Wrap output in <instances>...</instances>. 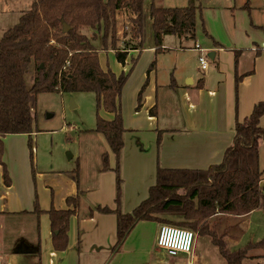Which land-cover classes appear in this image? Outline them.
Wrapping results in <instances>:
<instances>
[{
	"label": "crops",
	"instance_id": "0c3cea01",
	"mask_svg": "<svg viewBox=\"0 0 264 264\" xmlns=\"http://www.w3.org/2000/svg\"><path fill=\"white\" fill-rule=\"evenodd\" d=\"M201 7L205 24L200 40L196 29L194 47L182 44V37L180 44L167 46L165 35L160 50L153 40L151 47L128 50L125 64L117 60L122 70L115 73L129 72L120 98L125 132L119 159L105 137L94 132L102 149L91 171L80 156L77 176L72 166L66 171L36 170L35 147L29 144L34 133L0 137V264H149L142 257L150 251L145 239L151 241L153 235L157 239L161 223L138 222L122 246L114 249L116 212L96 207L132 211L155 184L158 165L207 169L220 163L233 144L236 122L264 103V0H208ZM144 9L148 27L150 7ZM122 13L117 16L119 25ZM197 43L214 55L205 70L200 67ZM166 52H175V66L170 79L165 72L160 80L156 60ZM104 116L113 118L108 112ZM260 125L264 126V115ZM117 165L122 178L119 202ZM63 209L74 213L68 222L67 245L58 249L50 213ZM256 211L239 222L248 227V217Z\"/></svg>",
	"mask_w": 264,
	"mask_h": 264
},
{
	"label": "trees",
	"instance_id": "16d2710c",
	"mask_svg": "<svg viewBox=\"0 0 264 264\" xmlns=\"http://www.w3.org/2000/svg\"><path fill=\"white\" fill-rule=\"evenodd\" d=\"M146 1L33 0L18 22L0 35V137L35 132L33 106L41 92H94L97 125L91 131L101 133L119 159L125 132L120 98L129 72L116 74L104 69L95 41H101V49L111 47L117 60L125 64L128 50L141 51L144 47ZM119 12L131 18L129 30L122 32L124 49L118 46ZM150 18L156 50L161 49L165 35L196 38L198 7L194 0L185 6H159L151 1ZM86 29L92 31V37L84 32ZM28 75L32 76V85H28ZM253 110L249 117L236 122L233 144L220 163L207 169L158 165L155 184L132 211L97 206L101 212H116L114 249L120 248L136 224L145 220L188 228L198 236L209 237L226 264H244L253 257L249 254L252 249L264 250V236L236 250L230 249L227 241L235 227H240L239 218L264 209V168L259 158L264 143V126L260 125L264 103L259 102ZM102 112L112 113L113 118H106ZM29 144L33 148L32 141ZM107 162L108 154L104 153L105 169L109 168ZM74 172L77 176L78 166ZM116 172L119 202L122 178L118 165ZM4 175L7 177L6 172ZM73 213L72 209L51 210L58 249L67 245L66 232Z\"/></svg>",
	"mask_w": 264,
	"mask_h": 264
},
{
	"label": "rangeland",
	"instance_id": "374dc122",
	"mask_svg": "<svg viewBox=\"0 0 264 264\" xmlns=\"http://www.w3.org/2000/svg\"><path fill=\"white\" fill-rule=\"evenodd\" d=\"M151 1L159 6H185L189 0H147L145 6L150 7ZM33 0H0V35L7 29L14 26L21 14L30 9ZM208 0H194L198 7V23L197 37L203 35L202 26L205 24L203 8L201 6L207 4ZM122 13V12H121ZM117 13V16L121 15ZM123 14V13H122ZM118 18V17H117ZM121 20L122 24L117 25L123 30L124 26L130 28V15H124ZM125 24V25H124ZM129 30V29H128ZM92 37V31L86 29L84 31ZM118 46L124 49L123 35L119 32ZM182 39V44L194 47L197 42L195 39ZM100 40L95 41L98 47L99 61L101 66L114 72H120L122 66L118 63L114 50L111 47L101 49ZM201 46H204L198 41ZM164 43L175 46L180 44L179 36L167 35ZM153 45V29L149 24L147 27V36L144 48ZM168 46V45H167ZM173 48V47H170ZM202 53V52H201ZM175 52L160 53L157 56L156 67L159 69V79L166 72V80L170 79V73L174 68ZM210 61L208 52L203 53ZM161 80V79H160ZM28 85H32V76L28 75ZM96 96L94 92H74L72 94L66 92H41L37 94L33 115L35 117V132L32 135V145L35 147V169L50 170L55 168L58 170H67L69 167L78 166V157L80 156L86 162L87 170L95 167L97 156L101 152V146L98 142L94 129L97 125ZM104 115V112H102ZM260 162L264 168V145L260 147ZM249 225L247 222H241L240 227H235L232 235L227 239L230 249L236 250L243 248L251 242L260 241L264 236V209L257 210L252 216H249ZM230 222V221H229ZM234 222V217H233ZM151 233V231H150ZM151 237V235H150ZM151 241L145 239V248L150 250L142 255L143 260L149 264H226V260L220 254L218 248L211 242L207 236L196 235L194 250L191 257H171L159 248L157 239L153 235ZM153 245H150L152 244ZM151 246V247H150ZM252 258L245 260L244 264H264V250L261 248L252 249L249 252Z\"/></svg>",
	"mask_w": 264,
	"mask_h": 264
},
{
	"label": "built area",
	"instance_id": "2783aa9c",
	"mask_svg": "<svg viewBox=\"0 0 264 264\" xmlns=\"http://www.w3.org/2000/svg\"><path fill=\"white\" fill-rule=\"evenodd\" d=\"M129 26H124L123 30H128ZM121 31V33L123 32ZM196 48L202 52L199 57L201 69H207L209 58L204 57V49L197 43ZM196 234L184 227L171 224H161L157 234V245L162 248L168 256H187L191 257L194 250Z\"/></svg>",
	"mask_w": 264,
	"mask_h": 264
},
{
	"label": "water",
	"instance_id": "95a60500",
	"mask_svg": "<svg viewBox=\"0 0 264 264\" xmlns=\"http://www.w3.org/2000/svg\"><path fill=\"white\" fill-rule=\"evenodd\" d=\"M68 29H69V26L65 25V30H68ZM209 57H210V58H213V57H214L213 53L210 54Z\"/></svg>",
	"mask_w": 264,
	"mask_h": 264
}]
</instances>
